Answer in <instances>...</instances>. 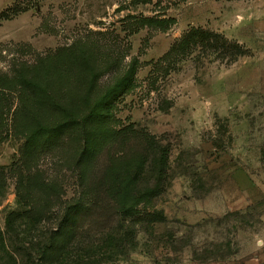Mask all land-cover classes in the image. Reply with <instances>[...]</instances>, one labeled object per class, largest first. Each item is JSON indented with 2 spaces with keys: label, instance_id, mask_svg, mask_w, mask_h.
I'll use <instances>...</instances> for the list:
<instances>
[{
  "label": "rangeland",
  "instance_id": "rangeland-1",
  "mask_svg": "<svg viewBox=\"0 0 264 264\" xmlns=\"http://www.w3.org/2000/svg\"><path fill=\"white\" fill-rule=\"evenodd\" d=\"M0 15V264H12L4 258L14 246L32 255L68 206L54 259L69 228L67 246L81 237L78 246L94 249L82 254L90 244L82 243L68 262L93 254L118 264H264V0H0ZM192 29L217 35L185 40ZM76 41L93 45L98 65L115 62L101 87L135 66L107 100L111 130L83 158L85 175L73 153L81 121L77 140L65 131L28 150L15 125L19 87L9 81ZM118 171L135 176L130 194L145 191L147 202L122 210ZM26 175L30 195L48 185L45 219L7 218L33 207H21ZM121 214L124 226L108 233Z\"/></svg>",
  "mask_w": 264,
  "mask_h": 264
},
{
  "label": "trees",
  "instance_id": "trees-1",
  "mask_svg": "<svg viewBox=\"0 0 264 264\" xmlns=\"http://www.w3.org/2000/svg\"><path fill=\"white\" fill-rule=\"evenodd\" d=\"M192 34L200 35L203 41H208L209 36L215 37L217 35L192 29L187 33L185 40ZM90 46L93 47L88 42L76 41L72 45L61 47L54 53L40 58L35 64L28 67L21 66L16 72V75L9 80L12 87H19V104L15 110L17 116L15 125H21L23 127L21 132L25 133V148L28 150L32 147L39 148L42 145L51 144L65 131L71 130L75 132L72 139L77 140L79 138V120L81 121L80 129L83 130L84 138L82 139L81 147H77L73 151L74 155H76L77 162H80L83 167L80 175H85L88 168V159L83 160V158L97 153L104 146L106 136L109 135L111 130L105 125L103 117V113H107L108 111L109 105H107V100L118 91L127 88L130 84V78L127 76L129 74L131 75L135 70L133 63L123 73L115 76L111 83L101 87L98 83L99 77L111 65L113 66L115 62H110L106 59L104 62H101L102 64L98 65L96 60L99 54ZM233 48L241 52L237 44H233ZM27 89L30 91V96L28 95V91L25 92ZM2 114L3 112L0 111V117ZM0 127H2L1 122ZM165 161L166 151L164 150L159 152L155 161L157 166L156 171H158L157 179H162L163 175H165L162 172ZM117 173L118 175L113 176L111 180L119 184V192L121 193L119 203L123 211H126L129 207L132 209L134 207L133 203H137V201H148V198H143L147 196V192L145 191H139L136 196L135 194L134 196L130 194L132 182L134 183L136 180L135 176L126 177L121 171ZM22 177L19 185L24 192L25 202H20L21 207L23 208L25 204L27 205L29 203H32L33 207L29 206V208L20 212L18 210L10 211L7 214V218L13 215L15 216V213H18L22 220L28 222L45 219L46 215L44 216V211L48 206V200L45 198V194H49L46 189L48 185L41 183V188L38 191L40 193L43 191L44 193L42 195L40 193L30 195L27 185L30 187L31 185L26 184L28 175ZM50 191L51 188H49ZM131 199L134 200L130 202ZM70 208L72 207L68 206L58 217L56 225L48 231L45 241L40 244L36 251L32 252V255L30 252L23 254L21 247H13L12 244H9L10 247H13V250H11L12 255H9L3 249L6 253L5 257H7L4 260H11L12 264H17V257L19 260L20 256L22 257L21 260L23 259L22 264H118L119 260H108L102 257L95 260L96 258L93 254L91 256L86 254L80 260L68 262V258L80 252L76 251L77 247H80L82 243H90L88 240L78 246L81 240L80 237L73 245L67 246L72 235L69 228L65 231V240L60 244V248L62 247L61 256L56 259L53 258L55 257V250L52 249L55 248L54 245L58 240V236L64 233L63 227L65 226V222H67L68 209ZM124 223L125 221L121 214L116 227L111 228L107 232L110 233L121 228ZM6 227L8 231L13 228L9 219L7 220ZM112 235L110 234V237H108L107 245H115V238ZM80 248L81 253L83 252L82 254L85 251H92L94 249L91 243L87 244L86 247ZM52 251H54L53 255L51 253ZM73 252L74 254H72ZM43 258L47 262H43Z\"/></svg>",
  "mask_w": 264,
  "mask_h": 264
}]
</instances>
